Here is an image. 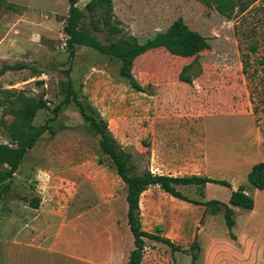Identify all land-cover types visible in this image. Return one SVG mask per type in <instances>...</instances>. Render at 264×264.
<instances>
[{
	"label": "rangeland",
	"instance_id": "rangeland-1",
	"mask_svg": "<svg viewBox=\"0 0 264 264\" xmlns=\"http://www.w3.org/2000/svg\"><path fill=\"white\" fill-rule=\"evenodd\" d=\"M89 1L79 0L87 26L103 43L116 40L121 35L109 36L92 27ZM113 3L124 35L145 41L182 17L209 39L211 49L203 51L199 63L186 72L192 83L181 80L180 73L194 57L176 56L162 47L139 56L133 73L145 91H138L120 75L121 62L116 58L77 46L70 60L63 30L68 0H0V142L11 140L8 127L16 119L14 109L22 103L21 96L37 99L45 94L47 106L37 112L33 124L49 122L57 132H45L28 151L0 200V264H84L70 256L91 246L108 249L107 229L112 264H126L134 249L127 185L101 151L99 136L84 129L74 102L54 115L66 97L69 79L79 99L90 101L114 137L133 153L139 172L200 175L208 167L210 173L212 157L238 162L257 137L264 141V0L244 18L233 20L205 0ZM9 65L21 68L6 70ZM179 189L191 199L203 193L196 186ZM33 197L41 199L39 208L30 205ZM141 208L145 227L154 232L156 221H161L159 227L176 226L183 218L192 233L208 220L207 228L218 240L215 244L205 233L195 235L180 244L177 253L147 239L145 264L158 251L169 264H210L208 256L222 254L219 246L228 251L237 247L238 235L233 229L236 239L232 238L222 212L203 216L204 206L177 199L159 186L143 194ZM245 211L240 209L235 216L238 231ZM258 222L264 229V222ZM42 231L44 250L38 248Z\"/></svg>",
	"mask_w": 264,
	"mask_h": 264
},
{
	"label": "trees",
	"instance_id": "trees-1",
	"mask_svg": "<svg viewBox=\"0 0 264 264\" xmlns=\"http://www.w3.org/2000/svg\"><path fill=\"white\" fill-rule=\"evenodd\" d=\"M69 1V13L64 23V33L67 35L66 45L70 60L76 54L77 46H87L98 53L118 59L121 62L120 75L126 78L130 85L138 91H145V87L136 79L133 73L135 60L155 48H165L173 55L182 57H194V60L186 64L180 73L181 80L192 83V77L186 75L195 64L199 63L200 54L211 49L209 39L197 30L192 29L185 20L180 17L164 31L157 32L153 37L141 41L136 36L124 35L125 29L121 26L122 21L116 17L113 0H90L86 4L89 10L92 27L96 31H107L109 36L121 35L116 40L103 43L94 35L85 23L87 14L79 6V0ZM262 0H205L206 5L214 8L219 14L229 20L244 18L256 4ZM99 16H94L98 10ZM239 30L240 24L235 25ZM256 51L257 47L252 46ZM244 72H246L247 61L244 60ZM20 65H9L6 70L19 69ZM71 68V67H70ZM69 70V69H68ZM68 92L61 104L57 105L53 112L57 116L63 107H67L74 102L84 120V129L94 136H99V146L101 151L111 158L118 175L127 185L126 200L128 203V224L134 237V249L131 251L127 264H143L144 249L147 247L145 239L156 240L169 245L173 250H180L170 238L148 232L143 229L141 197L151 186L158 185L164 192L175 198L188 201L205 207L204 215H217L223 213L225 222L232 238L236 239L233 231L236 226L234 207L245 210H252L255 205L254 197L247 192V187L252 189H264V162L255 164L249 172L247 182L249 185H242L237 190H232L228 203L217 200H194L184 195L180 186H205L208 182L231 187V183L225 179H216L203 175L174 176L170 174L153 173L150 169L142 172L137 170L133 153L126 150L122 144L114 137L109 129L108 122L101 116L99 110L90 102L79 99L78 92L73 86L72 79L68 80ZM45 94L39 98L21 96L22 103L14 109L16 119L8 127L10 135L9 143L0 142V200L5 192L10 189V183L21 164L26 158L39 138L47 131L52 135L57 132L49 122L41 126H35L33 119L40 109L47 106ZM30 205L39 208L41 199L33 197L29 200ZM196 258V255L194 256Z\"/></svg>",
	"mask_w": 264,
	"mask_h": 264
},
{
	"label": "crops",
	"instance_id": "crops-1",
	"mask_svg": "<svg viewBox=\"0 0 264 264\" xmlns=\"http://www.w3.org/2000/svg\"><path fill=\"white\" fill-rule=\"evenodd\" d=\"M260 140L261 138L257 137V140L253 142V144H251L250 147L248 148L250 149V151L247 152V155L243 157L242 160L239 159L240 161L238 162H235L234 160L228 162L226 159L219 160L217 156L212 157L213 161L210 167L211 169L210 173L207 167L206 171L203 170L200 171V175L209 176L216 179H225L231 183V187H227L211 182H208L203 187L192 185L198 187L199 189L202 188L203 191L201 198H193V199L198 201L217 199L228 203L231 198L232 190H237L242 185H249L247 182V177L249 172L252 170L255 164L259 162H264V141L261 143ZM198 165L201 166L202 164H198ZM202 168L205 167L202 165ZM212 173H217V175L219 174V176L213 177L211 176ZM170 175L178 176L176 174H170ZM218 185H220V187H218ZM154 186H158V185H154ZM247 192L254 197L255 205L252 210L245 211V219L243 220L242 222L243 224L240 226L239 231H238V224L236 221V226L234 227V231L238 235V238L236 239L237 247L234 250L228 251V250H224L223 246L222 247L219 246L217 251L218 250L222 251V254L219 256L216 254L213 255L212 257L208 256V258H210V264H264V229H261V225L258 224L259 223L258 221L264 222V189L260 190V189H252L247 187ZM141 201H142V197H141ZM240 209L242 208L234 207L235 216L239 213ZM207 215L215 216L212 214H207ZM159 222L161 221H156L155 225L158 231L154 232L145 227L146 226L145 222L142 219L143 229L148 232L170 238L178 246H180V244L181 245L187 244L188 242H190L192 237L194 238L195 235L201 236L203 233H205L208 236V238L210 239L209 241L217 244L216 242L218 240H215V238L213 237L214 234L211 233V231H209L207 228L209 226L208 220L205 224L201 225V229H198L195 232L193 231L192 233H190L191 232L190 225L187 224L186 223L187 221H185V219L183 218L178 220L179 224L176 226L163 225L162 227H159L160 226V224H158ZM105 233H107L108 235L107 236L108 249H106L105 246H103L102 248L100 247L96 248L91 246L89 248L80 249V254H78V252H73L72 253L73 255L70 256V258H74L77 261L82 262L84 264H112L111 246H110L111 233L109 229H107ZM45 238H46L45 232L42 231V244L38 246L39 249L44 250ZM32 246H37V245H32ZM163 251L165 252L164 248ZM175 251L177 253L180 252L178 250ZM211 252L212 251L208 252V255ZM144 259L142 261L143 264H145L146 262ZM128 260L129 258L126 261V264ZM149 264H169V261L165 258H160L158 251L152 253Z\"/></svg>",
	"mask_w": 264,
	"mask_h": 264
}]
</instances>
